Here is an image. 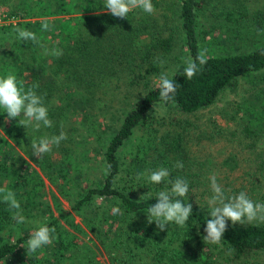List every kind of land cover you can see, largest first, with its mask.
<instances>
[{
    "label": "trees",
    "instance_id": "1",
    "mask_svg": "<svg viewBox=\"0 0 264 264\" xmlns=\"http://www.w3.org/2000/svg\"><path fill=\"white\" fill-rule=\"evenodd\" d=\"M179 2L180 26L189 55L194 59L202 49L198 17L204 1ZM140 11L133 10L127 18L121 19L104 9V0H30L25 10L9 13L21 18L16 26H0V76L12 71L18 80L24 81L25 89L38 84L35 91L43 98L49 119L53 121L51 128L41 127L34 131L19 126L16 119L8 120L7 114L0 109V187L6 189L5 182L8 183L7 190L13 191L16 198L21 191L36 192L38 197L46 188L44 178H47L61 196L69 197L72 189L77 190L71 211L58 207V217L43 224L56 230V239L50 245L27 256L25 246L32 232L23 233L13 242L0 241V264H264V223L233 225L228 221L221 244L204 242L206 222L211 219L208 199L213 195L210 185L213 174L226 197L244 191L254 202L264 203V44L256 46L250 53L208 56L205 65L198 64L199 71L191 80L183 75L182 68L172 77L177 84L174 100L165 105L160 101L157 86H152L146 78L158 71L153 60L145 69L147 75L143 83L138 80L143 78L144 64L155 52L173 51L175 40L172 36L163 37L153 32L151 21L140 15ZM224 12L226 22L233 33H237L222 39L218 46L230 42L232 37L245 38L247 35L243 32L252 30L259 34L264 28V10L251 14L241 4L236 10ZM33 18L36 20L31 21ZM45 20L51 31H42ZM17 27L36 33L41 44L17 40L14 31ZM67 28L71 29L65 32ZM53 49L62 50L63 54L59 57L51 55ZM124 76L129 78V86L143 87V94L136 102L127 103L121 127L114 132L96 121V117L112 114L110 110L116 105L102 101L110 96L113 99L112 92L128 82H123ZM244 82L253 90L255 88L256 93L237 106L238 111L234 114L241 115L243 128L231 131L229 136L234 140L251 141L243 151L256 153L254 160H243L238 154L226 160L221 157L220 163L203 161L192 150L202 147L206 141L212 143V147L217 145L215 137L204 139L199 136L197 142L187 141L184 133L173 137L171 130L164 132L160 142L155 140L153 144L150 140L138 149L144 154L155 150L152 163L157 166L160 163L169 170V177L161 183L167 184L168 190L164 191H170V181L177 178L188 181V196L180 198L185 204H192V216L187 226L180 228L172 223L166 225L165 231H160L154 222L148 223L146 215L148 207L157 202L158 192L150 198L140 199L141 196L129 193L120 185L124 146L139 128L148 125L157 108H165L168 113L194 114L211 108L229 89L238 94L237 88ZM230 118L234 120L235 115ZM81 128L88 132L98 130L100 138L102 133L107 134L102 138V149L108 173L98 186L87 188L84 185V174L74 156L76 143H84V151L89 153L88 138L83 137ZM61 131L67 139L59 147L53 146L52 151L42 157L34 154L31 140L58 136ZM98 150L94 148L92 152ZM24 156L35 161L40 172ZM138 161L141 159H136L133 167ZM245 162L256 165L243 169L250 165ZM20 163L24 166L18 167V172L12 175V168ZM178 163L183 167H176ZM141 165V168L140 163L137 165V174L144 171L142 161ZM130 173L133 174L134 169ZM136 180L146 182L144 177ZM198 196L202 205L196 202ZM2 201L0 198V228L6 227L8 220L4 219L11 212ZM98 201L105 202V207L98 205L96 208ZM39 205L40 213L51 212L49 204L41 202ZM91 209L104 217L92 220L89 218L94 215ZM73 213L82 218V225L75 223ZM53 217L52 212L50 218ZM63 220L78 229L82 237L72 235L60 222Z\"/></svg>",
    "mask_w": 264,
    "mask_h": 264
},
{
    "label": "rangeland",
    "instance_id": "2",
    "mask_svg": "<svg viewBox=\"0 0 264 264\" xmlns=\"http://www.w3.org/2000/svg\"><path fill=\"white\" fill-rule=\"evenodd\" d=\"M203 1L204 5L203 9L199 12L198 22L199 31L201 32L202 36L201 45L202 48L208 49V56L240 54L243 52L250 53L253 51L252 49H255L256 46L264 44V28H262L260 29L259 34L252 30H249L248 33L242 31L243 35H247L245 38L238 40V38L232 37L230 38V42L225 43L222 46H218L222 39L233 33V29L228 24V22H226V19L223 16V13H225L224 11L236 10L239 5L243 4L249 13L254 14V12L257 10H264V0ZM29 3L30 0H0V11L5 13L22 11L26 9V6ZM153 5L155 8V12L153 14H147L141 10L140 15L148 18L151 21L149 23L153 32H158L163 37L172 36L175 40L173 51L169 53L156 51L155 55L144 64L145 68H143L141 71L143 78L139 79L138 81L143 83L144 77L147 75L145 69L149 68L150 65L148 64L153 60L152 63L157 66L158 71L153 74H148L146 78L147 81L151 82L152 86H157V80L162 72H166L169 77L172 78L179 70L186 66V61L191 57L186 46L185 36L180 26L179 13L177 12L180 8L179 0H157L153 3ZM30 13H34V11H30ZM220 13H222V15L217 17ZM76 15L78 14L76 13ZM86 15L87 14H83V16ZM35 20L36 18H33L31 21ZM26 21L29 22L30 19H26ZM70 29L71 28H67L64 29V31L68 32ZM236 33H233V36H235ZM254 35L256 36L254 37ZM252 42H255V44L251 45ZM125 81L128 82L122 84V88L120 90L112 92V94H114L113 99L112 96H110L102 101L103 104L116 105V107L111 108L110 110L112 114L107 116L100 114L99 117H96V121L105 124L104 126L112 128L114 132L121 127L123 121L122 114L125 111L124 107L136 102L143 94V87L129 86V78L126 76H124L123 79V82ZM247 82L240 84V86L237 88L238 94L229 89L221 95L220 100L211 108L199 111L194 114H184L177 111L168 113V110L165 108H157L156 111L153 112L148 125L139 128L131 140L126 143L121 152L124 171L120 179V185L124 189L128 190L129 193H134L138 196L145 195L149 188L153 189L148 192L150 195L160 191L168 190L167 184L153 185L148 181V176L151 172L156 171L159 168H164L160 163L158 166L152 163V160L155 156V150L150 148L151 150L148 154L139 153L138 151V149L141 148L143 144H148L150 140L153 142V144L155 140L160 142L159 139L163 137L166 130H171L173 137H176L178 133H184V135L187 137V141L197 142V137L199 136H202L204 139L207 136L208 138L215 137L217 145L212 147V143L206 141L203 143V146L202 143L199 145L202 147H199L197 150H192V153H197L198 158L203 161L211 160L212 162L220 163L221 157L226 160L227 158L236 156L238 154L243 160H254L256 153H254L252 150L243 151L244 146L249 145L251 141H244V139L234 140L229 136L231 131L240 130L243 128V119L241 118V115L234 114L236 111H238L236 109L237 106L244 103L247 99H250L253 94L256 93L255 88L253 90L250 84ZM226 110L228 111L226 112ZM231 115H235L234 120H231ZM163 120L165 121L161 123ZM95 128H97V124ZM80 130H83V137L88 138L90 149H88L89 153H86L84 151L86 148L85 144L82 142L76 143L77 146L74 151V156L76 157L77 163L80 165V169L84 174V185H86L87 188L92 185L98 186L101 184L102 178H105L108 173L106 164L103 160L102 149V138L104 136L106 137L107 134L106 132L103 134L101 131L102 138H100L98 130H93L90 132H88L86 128H81ZM107 132L110 134L111 131L108 130ZM94 148H99V150L97 152H92ZM24 157L30 165L40 172V168L36 165L35 161H31V159L27 158L26 156ZM136 159H141L144 165V171L140 174H137V165L140 163L139 168H141V161H138V164L133 167ZM250 163L252 162H245V164ZM255 165L256 164H250L243 169ZM21 166H24V163L17 164L15 167H13L11 171L12 175L17 173L18 171L16 169H20L18 167ZM133 169L134 173L131 174L130 171ZM137 177L146 178V182L143 183L136 180ZM44 180L46 188L42 194H38V197H36V192L27 194L26 192L24 193L21 191L20 195L17 197V200L21 204L22 214L25 216L27 222L17 225L12 219L13 210H11V212L8 213L9 215H7V217L4 219L8 220L6 227L0 228V241L5 242L9 240L10 242H13L20 235H23V233H29V231L33 232L39 226L45 223L48 224L51 220L58 217L60 211L58 210V207L61 210L71 211L72 201H74L77 197V190L72 189L73 193L69 196V199L68 196L59 195L58 189L53 187L47 178H44ZM7 184L8 183L5 182L6 189L8 188ZM53 193L55 196L52 195ZM41 202L49 204L51 212L49 211L46 213V211H42L40 213V205L38 206V204H41ZM196 202L200 205L203 204L202 199L199 198V196L196 199ZM98 205H100V208H104L105 202L98 201L96 208H98ZM91 211L94 212L93 209H91ZM52 212L54 217L51 219L50 217ZM101 214L102 213L94 212L93 217L89 218L98 221L104 217ZM73 215L75 223L82 225V218L76 213H73ZM60 222L72 235L82 237L80 231L71 225H67L65 220ZM98 259L102 261L105 260V258H102L101 256H98ZM66 263L70 264V262Z\"/></svg>",
    "mask_w": 264,
    "mask_h": 264
},
{
    "label": "clouds",
    "instance_id": "3",
    "mask_svg": "<svg viewBox=\"0 0 264 264\" xmlns=\"http://www.w3.org/2000/svg\"><path fill=\"white\" fill-rule=\"evenodd\" d=\"M104 9L116 18H127L133 10L140 9L144 13L153 14L155 12L152 0H104ZM42 31H51L50 24L45 20L41 25ZM16 39L20 42H32L41 44L36 33L15 28ZM43 46V45H41ZM48 53V49H45ZM51 55L59 57L62 50L53 49ZM208 60V49L202 48L198 51L194 59L186 61V67L183 69V75L191 80L199 71L198 64L203 66ZM38 84H34L25 89L23 80H18L17 76L9 71L6 75L0 76V109L7 114L8 120H18L19 126L23 128H32L39 131L41 127L51 128L53 121L49 119L48 109L44 106L43 98L35 91ZM159 98L163 104H168L174 100L177 84L173 78H170L166 72H162L157 80ZM22 117V118H21ZM66 134L61 131L58 136H42L39 139L31 140V148L37 157L50 153L53 146L59 147L63 140H66ZM178 168L183 164L178 163ZM169 170L159 168L148 176V181L153 185L161 184L169 177ZM170 191H160L156 195V203L150 205L147 209V221L149 224L155 223L160 231H165L166 225L174 223L180 228H185L192 216V204H185L182 199L188 196V181L183 178H177L170 181ZM211 191L213 195L208 199V205L211 209L210 217L206 222L204 229L206 235L204 242L211 245L221 244L222 238L227 229V222L231 221L233 225H248L254 222L264 223V203L254 202L248 194L240 191L238 195L231 197L225 196L224 189L217 183V177L213 174L210 177ZM0 198L13 210L12 219L17 225L26 223V218L22 214L21 204L13 191L0 187ZM150 198V193L141 196L140 199ZM119 212V209H114ZM55 228L47 225L39 226L32 232L26 242V254L32 255L41 250L44 246L50 245L55 239Z\"/></svg>",
    "mask_w": 264,
    "mask_h": 264
},
{
    "label": "built area",
    "instance_id": "4",
    "mask_svg": "<svg viewBox=\"0 0 264 264\" xmlns=\"http://www.w3.org/2000/svg\"><path fill=\"white\" fill-rule=\"evenodd\" d=\"M21 21V18L18 16H11L9 13L0 11V26L3 25H14L16 26L18 22Z\"/></svg>",
    "mask_w": 264,
    "mask_h": 264
}]
</instances>
